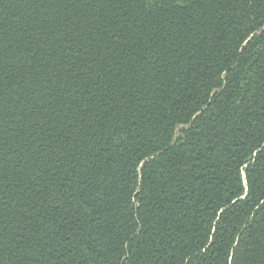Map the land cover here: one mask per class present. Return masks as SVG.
I'll use <instances>...</instances> for the list:
<instances>
[{"label":"trees","instance_id":"1","mask_svg":"<svg viewBox=\"0 0 264 264\" xmlns=\"http://www.w3.org/2000/svg\"><path fill=\"white\" fill-rule=\"evenodd\" d=\"M0 264H264V0H0Z\"/></svg>","mask_w":264,"mask_h":264}]
</instances>
